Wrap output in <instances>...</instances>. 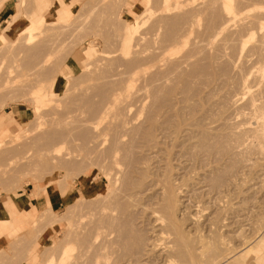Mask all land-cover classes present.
Instances as JSON below:
<instances>
[{
	"label": "rangeland",
	"instance_id": "1",
	"mask_svg": "<svg viewBox=\"0 0 264 264\" xmlns=\"http://www.w3.org/2000/svg\"><path fill=\"white\" fill-rule=\"evenodd\" d=\"M246 1L240 6L236 0L246 16L239 13L234 19L239 18L233 19L237 24L230 20L226 31L222 30L224 35L216 27L222 21L218 14L220 0H0V31L4 27L2 32L6 35L3 40L0 37V217L7 218L0 224V264H46L49 257L56 259L60 254L74 259L71 264H166L168 259L180 264L177 257L174 260L163 256L162 260L159 253L166 246L168 228L164 227L168 219L178 231L188 235L187 240L192 237L190 243L201 239L207 246L205 252L210 247L213 253L220 248L218 253L227 259L231 256L225 264H248L251 258H263L264 145L248 129V121L257 115L254 119L264 124V20L261 23L260 16L258 24L257 16L252 15L257 9V15L264 12V0H253L256 7L252 0L246 6L250 2ZM61 5H68L69 14L62 19L50 17V11ZM8 6L11 7L6 10ZM34 13L41 14L43 20L30 35L23 27ZM248 13L257 20L252 22L255 27L251 23L253 31L247 23L251 17ZM242 20L248 31H242V25L238 26L241 31L238 29ZM212 32L218 34L215 39H220L214 40ZM162 49L167 51L161 52ZM213 49L217 56L211 55ZM154 52L163 53L166 59ZM194 53V57L187 58ZM184 56L188 61L182 64L180 58ZM151 57L159 64L160 72L171 57L176 65V60H180V66L176 69L172 61H167L165 65L172 64L174 68H164L170 71L163 72L164 76L169 74L164 79ZM160 57L162 62L165 60L162 66ZM143 62L153 66L145 64L149 67L144 66L148 70L143 72ZM256 66L263 67L259 70L263 85L251 73ZM134 70L133 76L139 74L133 80L135 85L131 83L128 94L132 100L128 102L137 104H130L128 112L120 110L125 113L123 118L119 111L122 107L111 110L109 121L115 124L122 118L117 125L121 133L117 130L113 132L119 134L112 135L113 123H109V140L99 153L90 142L91 123L112 97L121 94L124 98L120 99H125V91L116 94L117 83H126H122L121 76L131 79L129 74ZM150 72L161 77L153 80L155 75L149 76L157 82H149L148 91L143 83L147 77L143 78ZM244 79L253 84L249 94L242 92ZM44 90L45 100L34 103V96ZM142 92L146 93L143 99ZM251 97L254 110L249 107ZM255 104L259 105V112ZM80 119L91 121L84 124ZM110 134L111 138L122 135V142L117 145L115 140L109 145L113 142ZM114 146L120 153V165L119 170H110L109 182L102 169L109 167H105L106 159ZM38 191L44 197H37ZM12 211L33 213L24 223L17 224ZM153 219L165 222L160 226L158 221L154 227ZM99 229L102 233L96 234ZM161 229L165 235L159 232ZM94 233L102 246L96 244ZM96 251L99 256H95Z\"/></svg>",
	"mask_w": 264,
	"mask_h": 264
},
{
	"label": "bare ground",
	"instance_id": "2",
	"mask_svg": "<svg viewBox=\"0 0 264 264\" xmlns=\"http://www.w3.org/2000/svg\"><path fill=\"white\" fill-rule=\"evenodd\" d=\"M57 2H63V0H56ZM221 1V3H219V5L221 6L220 8V10L219 11H221V12H219L218 14L220 15L221 14V16H223V17H221L220 16V18H222V21L220 20V21H218V22H220V25H218V23L216 24V27H217V29L219 30V31H221L222 32V30H225L226 28H228L229 27V25L231 24V23H229L230 22V20H231V22H232V20L237 16V15H239V13L240 14H244L245 15V13H243V11H241L243 8H241V7H239V5H238V3L236 2V0H220ZM238 1V0H237ZM250 1V2H249ZM248 2H249V4L247 3V5L246 6H249V5H251L250 3H251V0H249ZM257 1H259V0H257ZM263 1V0H262ZM261 1V2H262ZM236 2V3H235ZM239 2H240V0H239ZM241 2H244V3H241ZM239 4H240V6L241 5H244V4H246V0H242ZM44 2L42 1V3L41 4H43ZM252 3H253V0H252ZM256 3V2H255ZM218 5V6H219ZM48 6V5H47ZM216 7H217V5H215ZM253 6L254 7H256L255 6V4L253 3ZM261 7H262V5H261ZM260 7V8H261ZM218 8V7H217ZM248 9V8H247ZM246 9V10H247ZM255 9H257V8H255ZM263 9V8H262ZM253 10V9H252ZM260 10V9H259ZM258 9H257V11H259ZM248 11V10H247ZM256 10H255V12H257ZM242 12V13H241ZM249 12V11H248ZM253 12V11H252ZM252 13V15H254V16H259L258 18L256 17V19L257 20H259L260 19V16H261V19H262V22L261 23H263V17H264V12L261 10L260 11V13L261 14H256V13ZM258 13V12H257ZM69 14V11H68V5L66 6H63V5H61V7L59 6V8L58 7H55L54 8V10L51 12L50 11V17H54V19H56V18H58V19H62V18H65L67 15ZM249 14V13H248ZM247 14V15H248ZM250 15V14H249ZM252 15H250L251 17L248 19V17H246L247 19H248V21L250 22H247L248 23V25L250 24V28L249 29H252L253 27H255L256 26V24H253L254 22H257V20H255L254 21V19L253 18H255L254 16H252ZM262 15H263V17H262ZM240 16V15H239ZM239 16L237 17V18H239ZM246 16V15H245ZM242 17V16H241ZM253 17V18H252ZM29 18V17H28ZM219 18V17H218ZM237 18L236 19H234V20H237ZM243 18H244V16H243ZM245 18V19H246ZM251 18H252V20H251ZM246 19V20H247ZM43 20V17L41 16V14L39 15L38 13L36 14V13H34L32 16H30V18H29V23L28 24H26L24 27H23V30H26L27 32H29V34L31 35V30H33V29H35V28H37L38 27V25H40V21H42ZM233 20V21H234ZM238 20H240V19H238ZM251 20V21H250ZM235 22V21H234ZM238 22V21H237ZM244 22H246L245 20H244ZM253 22V23H252ZM259 22H260V20L257 22L258 24H259ZM214 23V22H213ZM236 23V22H235ZM251 23L253 24V27H252V25H251ZM215 24H214V26H215ZM237 24V23H236ZM244 24V25H243ZM239 25H242L241 27H242V31H244L245 32V30L246 31H248V29H246L247 27H243V26H248L247 24L245 25V23H243V20H242V22H241V24H240V22H239V24L237 25V27L239 26ZM255 25V26H254ZM212 27H213V29H216V28H214V26H213V24L211 25ZM258 26V25H257ZM262 26V25H261ZM263 26H264V24H263ZM252 27V28H251ZM2 29L4 30V27H2ZM238 29L241 31V28H239L238 27ZM245 29V30H244ZM3 30H1L0 32H2ZM217 30V31H218ZM238 30V31H239ZM256 31H254V33L255 32H257V29H255ZM259 30V29H258ZM12 31L14 32V29H12ZM214 31V30H213ZM226 31V30H225ZM234 32L236 31L237 32V29L236 30H233ZM252 31H253V29H252ZM215 32H216V30H215ZM214 32V33H215ZM233 32V33H234ZM259 32H261V30L259 31ZM213 33V32H212ZM213 33V34H214ZM223 34H224V31L222 32ZM238 33H240V32H238ZM211 35V36H213L214 37V40H219L220 38H218L217 36V38L215 39V35H218V34H214V35ZM219 34H220V36L219 37H221L222 36V34L219 32ZM237 34V33H236ZM245 34V33H244ZM251 34V33H250ZM225 35V34H224ZM243 35V34H242ZM6 35L2 32L1 34H0V37H1V40H3V38L5 37ZM250 36H252V34L250 35ZM210 37V36H209ZM211 38V37H210ZM248 38H249V36H248ZM250 38H252V37H250ZM249 38V39H250ZM247 39V38H246ZM209 41V40H208ZM212 41H213V39H212ZM212 41H210V42H212ZM237 41H239L238 39H237ZM242 42V41H241ZM250 42V41H249ZM237 44V43H236ZM242 44V43H241ZM245 44V43H244ZM216 49V48H215ZM237 49V48H236ZM257 49V48H256ZM261 49V48H260ZM166 49H162L161 50V52H163V51H165ZM263 50V49H262ZM167 51V50H166ZM211 51H212V49H211ZM213 51H214V53H212L211 55H215V56H217L215 53H217V52H215V50L213 49ZM216 51H218V49L216 50ZM161 52H160V54H161ZM219 52V51H218ZM236 52V51H235ZM261 52V51H260ZM260 52H259V57H260ZM263 52V51H262ZM146 53V52H145ZM150 53V52H149ZM152 53V52H151ZM157 54H159V52H156ZM155 52H154V55L156 54ZM165 53V52H164ZM144 54V53H143ZM160 54L158 55V57L160 56ZM163 54V53H162ZM161 54V57L164 55H162ZM165 54H167V52L165 53ZM169 54V53H168ZM173 54V53H172ZM210 54V53H209ZM208 54V55H209ZM263 54V53H262ZM153 55V56H154ZM175 55V54H174ZM210 55V56H211ZM142 56H144V55H142ZM171 56V55H170ZM187 56V55H186ZM186 56H184L182 59L180 58V60H181V63L183 64V61L184 60H187L188 61V57H194L195 56V53L193 54V55H189V56H187V58L186 59H184ZM262 56V55H261ZM146 57V56H145ZM145 57H143L144 59H145ZM156 57H157V55H156ZM161 57L159 58L160 60H161ZM166 56H164V57H162L163 59L165 58ZM169 57V56H168ZM208 58H210L209 56H207ZM212 57V56H211ZM154 58V57H153ZM170 58V57H169ZM213 58H214V56H213ZM137 59V58H136ZM166 59V58H165ZM262 59H264V58H262ZM135 60V59H134ZM151 60H153L152 59V57H151ZM156 60V59H155ZM160 60H158V61H160ZM170 60V59H169ZM175 59L173 58V61H174ZM180 60H176L177 61V64L178 65H176L175 63V61L173 62L172 61V57H171V60L170 61H168V59L166 60V62L169 64L171 61V63L175 66L176 65V69H177V66L179 67L180 66ZM164 62H165V60H163ZM187 61H184V63L185 62H187ZM189 61H191V59L189 60ZM211 61L213 62V61H216V60H213V59H211ZM259 61H260V59H259ZM135 62V61H134ZM151 62V61H150ZM150 62H147V63H149V65L151 64ZM153 63V65L154 66H156V64H157V62L156 61H152ZM156 62V63H155ZM164 62H162V60H161V66L163 65L162 63H164ZM166 62H165V64H166ZM217 62H218V59H217ZM216 62V63H217ZM220 62V61H219ZM218 62V63H219ZM127 63V62H126ZM132 63V62H131ZM130 63V64H131ZM147 63H145V64H147ZM155 63V64H154ZM214 63V62H213ZM215 63V64H216ZM259 63H261V62H259ZM130 64L128 65V66H130ZM145 64H144V62H143V64H142V68L145 66ZM151 64V65H152ZM164 64V65H165ZM168 64H166V65H168ZM172 64L170 65L171 67H169V66H162V68L164 67H169V68H171L170 70L172 71L173 70V68L174 67H172ZM181 64V67H183V65ZM187 64V63H186ZM185 64V65H186ZM140 66H141V64H139ZM150 65V66H151ZM152 65V66H153ZM259 65V64H258ZM263 65V64H262ZM140 66H138V67H140ZM158 66H159V64H157V72L159 73L160 71H158ZM213 66V65H212ZM218 66V65H217ZM250 66H252V65H250ZM250 66H248V68L250 67ZM264 66V65H263ZM135 67V66H134ZM134 67H132V64H131V68H133L134 69ZM137 67V71L139 72V73H141V70L143 71V70H146L147 68H145V67H149V66H145L144 68L145 69H141L140 71H139V68ZM180 67V68H181ZM262 67V66H261ZM261 67L260 66H256L255 67V69L254 70H251V73H253L254 74V79H256V80H259L260 82L263 80H261V74L259 75V73H261V71L259 72V70H261ZM163 68V70H165ZM179 68V69H180ZM213 68H214V66H213ZM263 68V67H262ZM121 69V68H120ZM132 69V70H133ZM152 69L154 70L155 69V72L154 73H157L156 72V68H154V67H152ZM152 69L150 70V71H152ZM176 69H174V70H176ZM130 71H132L131 69H129ZM148 70V69H147ZM160 70V69H159ZM162 70V72H160V74L161 73H165V72H168V68H167V70H165V71H163ZM130 71H129V73H130ZM177 71V70H176ZM247 70L245 69V71H244V73L246 72ZM127 72V71H126ZM137 72V76H138V73ZM144 72V71H143ZM146 72V71H145ZM152 72V73H153ZM241 72V71H240ZM124 73V72H123ZM135 73V70L132 72V74L130 73L129 74V76L131 75L132 77H131V79H129L128 78V80H127V78H124V76L122 77L121 76V78H123V79H125V80H121L122 81V83H123V81L124 82H126V83H123V85L122 86H120V84L119 83H117L118 85H117V88H116V94L118 95V94H120L122 91H125V92H122V93H124V94H126V96H128L129 97V94H128V92L129 91H131V90H129L130 88H131V83L133 84L135 81H133V80H136V77L135 76H133V74ZM151 72H150V74L149 75H147V76H144V78L143 79H145L146 77H147V79H146V81L149 79H151L150 77H153V75H155V77L154 78H156L157 76H160V74H152ZM164 73H163V77H164V79L166 78H168V76H169V74L168 73H170V71L165 75V76H167V77H165L164 76ZM171 73H174V72H171ZM249 73H250V71H249ZM121 74H122V72H121ZM125 74H128V72L127 73H125ZM246 74V73H245ZM112 75V74H111ZM118 75V74H117ZM122 75H124V74H122ZM135 75V74H134ZM140 75H142V73L140 74ZM150 75H152V76H150ZM162 75V74H161ZM171 75V74H170ZM237 75V74H236ZM240 75V74H239ZM242 75V74H241ZM249 75H251V74H249ZM116 76V75H115ZM150 76V77H149ZM172 76V75H171ZM263 76V75H262ZM113 77V76H112ZM118 77V76H117ZM128 77V76H127ZM135 77V78H134ZM142 77V76H141ZM140 77V78H141ZM161 77V76H160ZM153 78V80H158L157 78H159V77H157L156 79H154ZM119 79V78H118ZM137 79H139V77L137 78ZM160 79V78H159ZM232 79V78H231ZM234 79V78H233ZM247 79V78H246ZM246 79H244L243 81H242V92L243 93H250L251 92V84L249 83V81H248V83L246 82ZM114 80V79H113ZM109 81H112V79L111 80H109ZM116 81V80H115ZM120 81V80H119ZM141 81V83H142V79L140 80ZM144 82V84L147 86V84H150L151 82L153 83V82H157V81H152V79H151V81H147L148 83H145L146 81L145 80H143ZM258 81V82H259ZM116 82H118V80L116 81ZM150 82V83H149ZM232 82V81H231ZM234 82V81H233ZM251 82V81H250ZM257 82V83H258ZM111 83V82H110ZM235 83H237V82H235ZM239 83V82H238ZM237 83V84H238ZM262 83V82H261ZM109 84V83H108ZM116 84V83H115ZM144 84H143V87H146V86H144ZM158 84V83H157ZM233 84V83H232ZM240 84V83H239ZM250 84V85H249ZM260 84V83H259ZM112 85V84H111ZM133 85H135V84H133ZM132 85V86H133ZM140 85V84H139ZM142 85V84H141ZM153 85H154V83H153ZM153 85H152V87H153ZM253 85V84H252ZM262 85H263V83H262ZM114 86V85H113ZM116 86V85H115ZM149 86H151V85H149ZM149 86H147L148 87V91H149ZM156 86V85H155ZM109 87H110V85H109ZM142 86L139 88V89H142L143 88ZM152 87H150V91L152 90ZM113 89H114V91H115V88L113 87ZM134 89V88H133ZM138 89V88H137ZM138 89V90H139ZM147 89V88H146ZM107 90V89H106ZM136 89H134L133 91L134 92H136L135 91ZM111 91H112V89H111ZM241 91V90H240ZM82 92V91H81ZM80 92V93H81ZM102 92H104V91H102ZM239 92V91H238ZM237 92V93H238ZM257 92V91H256ZM131 93V92H130ZM145 93V92H144ZM263 93V92H262ZM104 94V93H103ZM107 94V93H106ZM132 94L134 95V96H136L135 94L136 93H133L132 92ZM146 94V93H145ZM145 94H143V92H142V96H140L142 99H143V95H145ZM151 94V93H150ZM149 94V95H150ZM256 94V93H255ZM46 95H47V91L46 90H44L42 93H41V95L39 96V95H35L34 96V103H38V102H42V101H44L45 100V98L44 97H46ZM114 95V94H113ZM116 95V96H117ZM139 95H141V90H140V94ZM138 94H137V97L139 96ZM148 94H147V98H148V96H149ZM240 95H241V93H240ZM239 95V96H240ZM245 95V94H244ZM263 95V94H262ZM120 96H122L121 94H120ZM120 96H118V97H112V101H107V104L105 105V104H103L104 106L99 110V111H97L98 113V115H96L95 114V118H96V121H94V122H92L91 123V132H92V134L93 135H90L91 137H92V141L90 140V142L91 143H93L92 144V147H93V149L95 150L96 149V151H99L100 149V147H102L104 144H105V142H106V140H107V138H108V134H109V130H110V127H111V125L109 124V123H113V122H111V121H109L108 120V116H110V113L112 114V112H111V110H113V108L115 109V108H121L122 107V109H119V111L121 110L122 112L125 110V111H127L128 112V108H129V105L131 104V102L132 101H130V104H129V102H128V100L131 98V96L128 98L127 97V99H126V96H125V99L124 100H121L122 98H124L123 96L122 97H120ZM151 96H152V94H151ZM150 96V97H151ZM98 97H100V96H98ZM106 97V96H105ZM133 97V96H132ZM232 97V96H231ZM74 98V97H73ZM110 98H111V95H110ZM121 98V99H120ZM134 98V97H133ZM136 98V97H135ZM139 98V97H138ZM141 98H139L140 100H141ZM254 98V97H253ZM252 97L250 98V102H249V107H251L252 106V108H253V106H254V99H253ZM108 99H109V97H108ZM150 99V98H149ZM230 99V98H229ZM242 99V98H241ZM258 99V98H257ZM107 100V99H106ZM131 100H132V98H131ZM139 100V101H140ZM227 100V99H226ZM234 100V99H233ZM232 100V101H233ZM240 100V99H239ZM256 100V99H255ZM259 100V99H258ZM97 101V100H96ZM95 101V102H96ZM104 101H105V98H104ZM128 103H127V102ZM134 101V100H133ZM146 101H148V100H146ZM146 101H145V103H146ZM232 101H231V103H232ZM235 101V100H234ZM102 102V101H101ZM137 102V101H136ZM229 102V101H228ZM246 102H247V100H246ZM105 103V102H104ZM234 103V102H233ZM137 104V103H136ZM135 104V105H136ZM131 105H133V103L131 104ZM135 105H133V106H135ZM231 105H233V104H231ZM242 105V104H241ZM256 105L257 104H255V107H256ZM262 105V104H261ZM102 106V105H101ZM257 106H259V105H257ZM141 108H143L144 107V105H143V107L142 106H140ZM236 107H237V105H236ZM248 107V108H249ZM262 106H260V108H261ZM93 108V107H92ZM95 108V107H94ZM238 108V107H237ZM257 108V110H258V112H259V109H258V107H256ZM65 109V108H64ZM240 109V108H239ZM243 109V108H242ZM245 109V108H244ZM93 110V109H92ZM236 110V109H235ZM252 110V109H251ZM253 110H254V108H253ZM252 110V111H253ZM256 110V109H255ZM120 111V112H121ZM131 111V110H130ZM225 111V110H224ZM246 111V110H245ZM250 111V110H249ZM52 112V111H51ZM121 112V113H122ZM126 112V113H127ZM136 112H137V110H136ZM173 112V111H172ZM240 112V111H239ZM118 113V112H117ZM121 113H120V115H121ZM179 113V112H178ZM236 113V112H235ZM247 113V112H246ZM255 113V112H254ZM256 113H257V111H256ZM114 114H116L115 113V111H114ZM123 114H125V113H122V115H121V117L123 116ZM177 114V113H176ZM249 114V113H248ZM252 113L250 112V115H251ZM258 114V116H259V114L260 113H257ZM128 115H130V114H128ZM249 115V116H250ZM255 115V114H254ZM253 115V116H254ZM97 116V117H96ZM113 116V115H112ZM111 116V117H112ZM133 116H135V115H133ZM246 116V115H245ZM65 117V116H64ZM115 117H117V116H114V119H116ZM119 117L120 116H118V120H119ZM120 117V119L122 120V118ZM128 117V116H127ZM173 117V116H172ZM243 117V116H242ZM247 117V116H246ZM246 117H244L245 119H246ZM255 117H257V115H255ZM254 117V118H255ZM62 118V117H61ZM79 118H80V116H79ZM126 118V117H125ZM124 118V119H125ZM170 118V117H169ZM236 118V117H235ZM250 118V117H249ZM253 117H252V119H250L251 121H248L249 123H250V126H249V128H248V126L245 128V129H250V130H252L253 132H254V135H256L257 136V138L258 139H260L261 140V145H264V124H263V122L262 123H259L258 122V120H256V119H254ZM259 118V117H258ZM60 119V118H59ZM58 119V120H59ZM89 119V118H88ZM88 119H86V120H84V119H80L81 121V123H84V124H88V122H90L91 121V119L90 120H88ZM110 120H111V118H109ZM123 119V120H124ZM132 119V118H131ZM167 119V118H166ZM244 119V120H245ZM61 120V119H60ZM62 120H63V118H62ZM108 120V121H107ZM121 120H119V121H121ZM126 121H128V119L126 118L125 119ZM130 120V119H129ZM135 120V119H134ZM263 120H264V118H263ZM56 121H57V119H56ZM115 121V120H114ZM118 121V122H119ZM125 121V122H126ZM131 121V120H130ZM137 121V120H136ZM170 121V120H169ZM246 121V120H245ZM50 122V121H49ZM52 122V121H51ZM58 122V121H57ZM116 123V121H115V124L113 123V130H112V127H111V134L112 133H118L119 132V129L117 128V125L119 126L120 124L119 123ZM125 122H123L122 124L123 125H125L126 123ZM133 122V121H132ZM121 123V122H120ZM131 123V122H130ZM180 123V122H179ZM242 123H244V122H242ZM73 124H75V123H73ZM83 124V125H84ZM132 124V123H131ZM130 125V124H129ZM183 125V124H182ZM241 125H243V124H241ZM249 125V124H248ZM79 126H82V125H80V123H79ZM78 126V127H79ZM85 126V125H84ZM116 126V127H115ZM133 126H134V124H133ZM181 126V125H180ZM233 126V125H232ZM77 127V128H78ZM124 126H122V128H123ZM73 128V127H72ZM82 128H83V126H82ZM81 128V129H82ZM120 128V127H119ZM121 128V129H122ZM128 128V127H127ZM234 128H235V126H234ZM87 129H89V128H87ZM115 129V130H114ZM78 130V129H77ZM90 130V129H89ZM118 130V132H113V131H117ZM249 130V131H250ZM70 131V130H69ZM72 131V130H71ZM76 131V130H75ZM120 131H122V130H120ZM129 131V130H128ZM234 131V130H233ZM66 132V131H65ZM85 132V131H84ZM90 132V133H91ZM241 132V131H240ZM245 132V131H244ZM243 132V133H244ZM246 132H248L247 130H246ZM251 132V131H250ZM63 133V132H62ZM87 133V132H86ZM90 133H88V134H90ZM119 133H121V132H119ZM118 133V134H119ZM124 133V132H123ZM233 133V132H232ZM235 133V132H234ZM233 133V134H234ZM238 133V132H237ZM237 133H235L236 135H237ZM242 133V132H241ZM242 133V134H243ZM68 134V133H67ZM75 134V133H74ZM77 134V133H76ZM110 134V142L113 140V142H111V144L109 143V145H111L112 146V144L114 143V141L116 142L115 144H119V143H121L122 141H121V138H122V135H119V136H116L117 137V139H115L116 137L115 136H113L114 138H111L112 137V135H114V134H112L111 135ZM247 134H249V132L247 133ZM251 134V133H250ZM60 135V134H59ZM66 135V134H65ZM240 135V134H239ZM71 136H72V134H71ZM70 136V137H71ZM248 136V135H247ZM120 137V142H118L117 140H119L118 138ZM236 137V136H235ZM240 137V136H239ZM245 137V136H244ZM65 138V137H64ZM233 138V137H232ZM241 138V137H240ZM252 138H255V137H252ZM237 139H239V138H237ZM244 139V138H243ZM65 140V139H64ZM63 140V141H64ZM76 140V139H75ZM108 140H109V138H108ZM241 140H242V138L240 139V142H241ZM72 141V140H71ZM239 141V140H238ZM238 141H237V143H238ZM245 141V140H244ZM89 142V141H88ZM200 142V141H199ZM242 142H243V140H242ZM206 143V142H205ZM217 143V142H216ZM245 143V142H244ZM252 143V142H251ZM258 143V142H257ZM90 144V143H89ZM114 144V145H115ZM117 144V145H118ZM220 144V143H219ZM218 144V145H219ZM229 144V143H228ZM254 144V143H253ZM255 144H256V142H255ZM254 144V145H255ZM70 145V144H69ZM74 145V147H75V143L73 144ZM94 145V146H93ZM232 145V144H231ZM245 145V144H244ZM247 145V144H246ZM260 145V146H261ZM89 146V145H88ZM105 146H107V145H105ZM200 146V145H199ZM202 146V145H201ZM225 146V145H224ZM249 146H250V144H249ZM51 147V146H50ZM62 147V146H61ZM91 147V146H90ZM115 148V150L113 149V148H111V149H113L114 151H111V150H108L107 152L109 153V155H108V157H107V159H106V163H107V165L105 166V167H107V166H109V167H111V169L108 167V168H105L106 170H109V171H104L103 169H102V172H103V174L105 175V179L107 180V181H109L110 180V178L112 179V173H110L113 169V171H117V170H119L118 168H119V155L118 154H120L117 150H116V146H114ZM225 147H227V146H225ZM229 147V146H228ZM230 147H232V146H230ZM60 148V147H59ZM59 148H55V149H53V150H55V151H58V149ZM224 148V147H223ZM233 148V147H232ZM237 148V147H236ZM245 148H246V146H245ZM98 149V150H97ZM107 149V148H106ZM118 149H120V148H118ZM212 149V148H211ZM228 149V148H227ZM72 150V149H71ZM93 150V151H94ZM245 150V149H244ZM46 151V150H45ZM44 151V152H45ZM229 151V150H228ZM259 151V150H258ZM53 152V151H52ZM70 152V151H69ZM72 152V151H71ZM103 152H104V149H103ZM123 152V151H122ZM236 152V151H235ZM261 152V151H260ZM90 153V152H89ZM98 153V152H97ZM99 153H100V151H99ZM105 153V152H104ZM103 153V154H104ZM107 153V154H108ZM76 154V153H75ZM88 154V153H87ZM86 154V155H87ZM106 154V155H107ZM51 155V154H50ZM70 155H72L71 153H70ZM74 155V154H73ZM94 155H95V153H94ZM97 155V154H96ZM123 155V154H122ZM35 156V155H34ZM46 156V155H45ZM88 156V155H87ZM86 156V157H87ZM26 157V156H25ZM69 157V156H68ZM84 157V156H83ZM92 157V156H91ZM90 157V158H91ZM50 158H51V156H50ZM55 158H57V157H55ZM66 158V157H65ZM75 158H76V156H75ZM99 158H100V155H99ZM81 160V159H80ZM59 161V160H58ZM90 161V160H89ZM97 161V160H96ZM100 161H102V160H100ZM93 162V161H92ZM61 163V162H60ZM101 163V162H100ZM105 163V162H104ZM104 163H103V165H104ZM98 165V164H97ZM99 165H101V164H99ZM98 165V166H99ZM102 165V166H103ZM94 166V165H93ZM101 166V167H102ZM104 167V166H103ZM115 169H117V170H115ZM111 170V171H110ZM121 170V169H120ZM123 170V169H122ZM123 172V171H122ZM121 172V173H122ZM116 172H113V174H115ZM118 173V172H117ZM128 173V172H127ZM110 174V175H109ZM124 175V174H123ZM110 176V177H109ZM117 178H119V177H117ZM109 182H111V181H109ZM108 182V183H109ZM121 184V183H120ZM112 186V185H111ZM118 188V187H117ZM121 188V187H120ZM112 189V188H111ZM115 190V189H114ZM113 190V191H114ZM117 190V189H116ZM121 190V189H120ZM168 190V189H167ZM165 191V190H164ZM121 192V191H120ZM119 192V193H120ZM163 192V191H162ZM36 195V194H35ZM43 195V193L41 192V191H38V193H37V197H44V195ZM109 195V194H108ZM163 195H165L164 194V192H163ZM114 196V195H113ZM171 196V195H170ZM169 197V196H168ZM173 197V196H172ZM171 197V198H172ZM165 198V200H166V197H164ZM170 198V199H171ZM221 198V197H220ZM162 199V198H161ZM172 200V199H171ZM223 200V199H222ZM226 200V199H225ZM99 201V200H98ZM168 201V200H167ZM226 201H228V200H226ZM95 202V201H94ZM163 202V204H162V206L163 205H166V201L164 202V200L162 201ZM229 202V201H228ZM165 203V204H164ZM38 204H40V206H41V202H40V200H38ZM91 204V203H90ZM170 204V203H169ZM171 205H172V203H171ZM235 206V205H234ZM166 207V206H165ZM168 207V206H167ZM171 207V206H170ZM169 208V207H168ZM228 208V207H227ZM163 211H164V206L161 208ZM166 209V208H165ZM171 209V208H170ZM230 209V208H229ZM103 211V210H102ZM101 211V212H102ZM167 210H165V212H166ZM154 212V211H153ZM172 212V211H171ZM32 211L31 212H27L26 214H19V213H17V212H15V211H12L11 212V216L14 218V221L18 224V223H24L28 218H30L31 217V215H32ZM158 213V212H157ZM163 213V212H162ZM91 214V213H90ZM100 214V213H99ZM156 214V213H155ZM166 214H168V211H167V213ZM62 215H63V213H62ZM115 215V214H114ZM154 217L156 216V215H154V214H152ZM160 215V214H159ZM162 215V214H161ZM93 216V215H92ZM109 216V215H108ZM124 216V215H123ZM164 216H166V219H168L167 218V216L168 215H164ZM170 216V215H169ZM53 217V216H52ZM81 217V216H80ZM80 217H78V218H80ZM87 217V216H86ZM85 217V218H86ZM89 217V216H88ZM122 217V216H121ZM153 217V218H154ZM157 217V216H156ZM77 218V217H76ZM89 218H91V217H89ZM114 218V217H113ZM112 218V219H113ZM120 218V217H119ZM159 218H162V216L160 217L159 216ZM165 218V217H164ZM51 219V218H50ZM92 219V218H91ZM105 219V218H104ZM107 219V218H106ZM121 219V218H120ZM55 220V219H54ZM65 220V219H64ZM83 220V219H82ZM100 220H101V218H100ZM99 220V221H100ZM123 221H124V219H122ZM121 220V221H122ZM126 220V219H125ZM245 220V219H244ZM7 221V218L6 217H0V224H4V222H6ZM75 221V220H74ZM86 221H88V223H89V220H86ZM93 221V220H92ZM99 221H97V222H99ZM102 221V220H101ZM110 221V220H109ZM153 221H155V224H154V227L155 226H158V225H160V226H162V221H164V220H158L160 223L158 224V225H156L157 224V219H153ZM173 222H174V219L172 220ZM106 222V221H105ZM120 222V221H119ZM118 222V223H119ZM127 222H129V221H127ZM165 222V221H164ZM163 222V223H164ZM75 223V222H74ZM79 223V222H78ZM81 223H83V222H81ZM84 223H87V222H85V220H84ZM87 223V224H88ZM100 223V222H99ZM98 223V224H99ZM124 223H126V222H124ZM76 224V223H75ZM80 224V223H79ZM70 225V224H69ZM80 225H83V224H80ZM95 225H96V223H95ZM123 225V224H122ZM121 225V226H122ZM167 225V227H164V226H166ZM166 225H165V223L163 224V227L166 229V228H168L167 229V231H165L166 232V236L164 237V238H167L166 240L167 241H165L166 243V246L164 247L165 249L164 250H162V251H160L159 253H160V255H161V257H162V260H163V256H165V258H167V257H169V258H173L174 260H175V257H177V259L179 260H181L179 263L180 264H221V263H223V262H225L226 260H228L230 257H228V259H227V257L225 256V255H221V253L219 252H217L216 250H215V248H213V251L215 250V253H213V252H211L210 250H212V247H210V249L208 248L206 251L207 252H205L204 251V248L206 249V247L207 246H204V243L202 242V241H200L199 239L195 242H193V244H192V242L190 243V240L192 239V237H191V239L190 240H187L186 239V237L188 236H186V234L184 235L183 233H182V231L180 232V231H178L177 229H176V227L173 225V223L168 219V221H167V223H166ZM72 226V225H71ZM77 226V225H76ZM79 226V225H78ZM96 226H100V225H96ZM114 226V225H113ZM117 226H119V225H117ZM241 226V225H240ZM84 227V226H83ZM98 227L97 228H95V230L96 229H98ZM72 228V227H71ZM86 228V227H85ZM113 228V227H112ZM159 228H161V227H159ZM76 229V228H75ZM117 229V228H116ZM156 229H157V227H156ZM163 229V228H162ZM160 230L159 232H164V230ZM71 230V229H70ZM73 230V229H72ZM78 230V229H77ZM119 230V229H118ZM154 230V229H153ZM180 230V229H179ZM238 230V229H237ZM264 230V229H263ZM80 231V230H79ZM78 231V232H79ZM84 231V230H83ZM98 231H99V233H102V231H100V229L99 230H97V232H95L96 234L98 233ZM114 231V230H113ZM116 231V230H115ZM156 231V230H155ZM158 231V230H157ZM78 232H77V234H78ZM82 231H80V233H81ZM158 232V233H159ZM165 232H164V235H165ZM186 232V231H185ZM196 232V231H195ZM233 232V231H232ZM231 232V233H232ZM94 233V234H95ZM93 234V235H94ZM95 234V235H96ZM233 234V233H232ZM237 234H239V233H237ZM81 235V234H80ZM94 235V238H96L98 235H96L95 236ZM162 235V234H161ZM190 235V234H189ZM202 235V234H201ZM235 235V234H234ZM112 236H113V234H112ZM115 236V235H114ZM186 236V237H185ZM199 237H200V235H198ZM157 237H159V236H157ZM162 237V236H161ZM112 238V237H111ZM89 239V238H88ZM93 239V238H92ZM109 239V238H108ZM84 240V239H83ZM86 240V239H85ZM84 240V241H85ZM98 242H97V241ZM96 240H94V242H97L96 244H98L99 243V239H98V237H97V239ZM103 240H104V237H103ZM112 240V239H111ZM128 240V239H127ZM130 240V239H129ZM135 240V239H134ZM139 240V239H138ZM160 240V239H159ZM162 240V239H161ZM220 240V239H219ZM88 241V240H87ZM193 241V240H192ZM205 241V240H204ZM93 242V241H92ZM115 242V241H114ZM117 242V241H116ZM103 243V242H102ZM107 243V242H106ZM95 244V245H96ZM104 244V243H103ZM156 244V243H155ZM159 244V243H158ZM158 244H156V245H158ZM164 244V243H163ZM215 244V243H214ZM94 245V244H93ZM98 245H100V243L98 244ZM105 245V244H104ZM107 245V244H106ZM135 245V244H134ZM156 245H154V246H156ZM206 245V244H205ZM253 245V244H252ZM90 246V245H89ZM100 246H102V245H100ZM136 246V245H135ZM138 246H139V244H138ZM215 246V245H214ZM96 247V246H95ZM99 246H97V249H102V248H98ZM141 247V246H140ZM158 247V246H157ZM85 248V247H84ZM90 248H92L91 246H90ZM106 248V247H105ZM150 249V251L152 250V248H149ZM159 249V248H158ZM86 250V249H85ZM93 250V249H92ZM106 250V249H105ZM136 250V249H135ZM148 250V249H147ZM221 250V249H220ZM64 251V250H63ZM95 251V250H94ZM100 251V250H99ZM104 251V250H103ZM140 251V250H139ZM144 251V250H143ZM142 251V252H143ZM159 251V250H158ZM208 251L210 252L209 253V256H207L205 253H208ZM246 251V250H245ZM244 251V252H245ZM98 251H96V253H95V256H96V254H98L97 253ZM105 252V251H104ZM134 252V251H133ZM146 253H147V251H145ZM218 254H217V253ZM243 252V253H244ZM110 253H112V251L110 252ZM139 253V252H138ZM157 253V252H156ZM213 253V254H212ZM100 254V253H99ZM99 254H98V256H99ZM104 254V253H103ZM106 254H108V253H106ZM148 254V253H147ZM211 254V255H210ZM105 255V254H104ZM112 255V254H111ZM158 255V254H157ZM221 255V256H220ZM61 254L56 258V259H53V257L51 256V257H49L48 259H47V263L46 264H71V263H73L72 261L74 260H71L70 258H69V256H67V255H65L64 256V254L61 256ZM102 256V255H101ZM137 256V255H136ZM167 256V257H166ZM219 256V257H218ZM141 257V256H140ZM156 257V256H155ZM158 257H160L159 255H158ZM179 257V258H178ZM181 257H182V259H181ZM55 258V257H54ZM110 258V257H109ZM112 258V257H111ZM114 258V257H113ZM134 258V257H133ZM143 258V257H142ZM94 259V258H93ZM98 260H100L99 258H98ZM135 260V259H134ZM161 260V259H160ZM165 260V259H164ZM230 260V259H229ZM97 261V260H96ZM136 261H138V260H136ZM146 261V260H145ZM75 262V261H74ZM98 263H99V261H97ZM100 262H103V261H100ZM139 262V261H138ZM161 263H162V261H160ZM173 262V261H172ZM172 262L170 261V259H168L167 260V262H166V264H172ZM227 262V261H226ZM38 263V262H37ZM36 263V264H37ZM125 263V262H124ZM160 263V264H161ZM103 264V263H102ZM111 264V263H110ZM163 264V263H162ZM223 264H225V263H223ZM226 264H228V263H226Z\"/></svg>",
	"mask_w": 264,
	"mask_h": 264
},
{
	"label": "crops",
	"instance_id": "3",
	"mask_svg": "<svg viewBox=\"0 0 264 264\" xmlns=\"http://www.w3.org/2000/svg\"><path fill=\"white\" fill-rule=\"evenodd\" d=\"M7 2V1H6ZM3 4V3H2ZM2 4L0 5V7L2 6ZM5 6V5H4ZM11 6H8V8H6V10H8ZM3 9V8H2ZM258 258V257H257ZM248 264H264V256L261 260L257 261L254 258H251L250 260L247 261Z\"/></svg>",
	"mask_w": 264,
	"mask_h": 264
}]
</instances>
